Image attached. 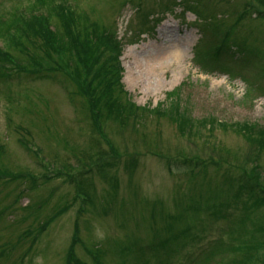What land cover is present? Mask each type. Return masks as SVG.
<instances>
[{"label": "rangeland", "instance_id": "374dc122", "mask_svg": "<svg viewBox=\"0 0 264 264\" xmlns=\"http://www.w3.org/2000/svg\"><path fill=\"white\" fill-rule=\"evenodd\" d=\"M174 1L161 0L162 6L158 0L77 2L86 23L98 25L101 20L113 27L119 44L117 51L122 50L124 91L128 92L129 101L139 108L140 119L135 131L123 129L115 120L92 118L80 95L76 98L80 105L77 113L64 94L69 88L74 90L70 83L62 87L56 81H13L6 85L0 82V140L4 145L1 170L13 174L22 172L37 179L34 185L28 180L0 181V253L5 249L0 255V264L19 263L20 256L22 264H64L76 219H79V236L83 242V246H77L76 254L87 264H94L96 255L90 253L100 251H103L102 264H187L193 258L196 264L200 260L198 253L205 251L208 243L213 246L217 241L223 251L208 263L200 261L199 264H221L234 257L230 247L236 246L247 234L264 233V222L225 206L226 198L231 203L244 200L235 190L215 186L219 174L227 170L245 167L248 171L254 163L264 169V153L251 149L240 135L244 130L249 140L259 138L258 130L246 129L244 123L264 128V92L252 90L242 80V76L251 74L257 84L264 82V20L249 7L258 2L182 0V7ZM20 3L27 4L0 0V15L7 17L11 7ZM136 4L141 11L136 12ZM188 11L197 12L200 20ZM150 13L157 14V18ZM239 14L243 15L237 23ZM151 19L152 29L139 33ZM229 27L230 34L224 43L234 49L229 51H234L232 60L236 58L230 63L240 65L234 68L236 74L219 69L209 74L211 71L206 68L198 69L193 55L197 45L208 57L222 32ZM1 45H4L2 41ZM166 46L177 50L178 65L168 60L155 76L146 75L145 61ZM205 55L196 54L205 59L207 66ZM220 60L229 63L224 54ZM243 61H252L256 66L247 67ZM57 78L62 77L57 75ZM174 112H184L191 129L180 131V125L168 118ZM91 124L105 126L104 134L119 156L117 165L105 171L114 180L105 183L95 170L85 175L93 186L88 189L93 198L91 205L89 201L83 205L77 198L78 203L67 207L65 213L47 226L33 249L27 255L22 254L29 241L27 237H20L23 232L36 230L47 216L72 202L74 188L65 181L64 173H72L67 171V166L77 167L76 157L87 161L84 157L99 148ZM20 139L38 150L43 158L40 166L33 155L20 149ZM100 149L107 147L101 144ZM159 152L168 158L197 159L206 164L214 160L218 164L213 166L215 169L208 166L209 170L202 166L199 174L184 171L169 174L163 162L155 157ZM28 184L31 190L26 191ZM115 188L117 194L113 195L111 191ZM20 192H26L24 195L29 197L21 196L12 210L1 213ZM30 203L43 206L31 208ZM27 205L29 210L21 209ZM184 209H187L184 220L173 223L171 231L164 230L171 221L167 213L177 216ZM183 227H188L190 233L170 243L171 254L160 252L157 258L153 251L152 256L149 254L151 241L171 237ZM124 246L131 252L124 255L118 251Z\"/></svg>", "mask_w": 264, "mask_h": 264}, {"label": "trees", "instance_id": "16d2710c", "mask_svg": "<svg viewBox=\"0 0 264 264\" xmlns=\"http://www.w3.org/2000/svg\"><path fill=\"white\" fill-rule=\"evenodd\" d=\"M19 1H26L27 4L20 3V6H12L7 17L0 15V41L4 44L0 47V82L6 85L13 81L20 83L26 79L55 81V76L60 75L63 82L72 84L75 94L84 98V103L88 106L91 117L99 120H115L122 125L123 129L130 128L131 131H135L137 122L140 119L137 116L139 108L129 101L120 84V68L117 59L118 44L114 42L112 36L101 25L85 22L84 12L79 9L78 0ZM256 1L258 2L257 5H250V10L259 19L264 20V2L260 4L259 0ZM242 15L239 14L236 21L240 20ZM229 30L226 32L225 37L230 34ZM233 53L234 51H229L227 43H224V40L220 41L219 38L210 56L216 64V62H223L220 57L224 54L230 63ZM257 85L264 92V85ZM156 113L158 112L156 111ZM168 118L173 123L180 125V131L183 129L187 131L185 126L187 118L184 112H174ZM131 121H133L132 126H129ZM189 129H191L190 125ZM101 135L104 136L103 133ZM106 144L118 157L114 145L108 140H106ZM3 151L4 149H1L0 146V157ZM117 161L118 159L112 165H117ZM173 161L178 162L179 159H173ZM178 165L179 168L187 169V173L199 174V167L191 159L181 160ZM110 166L111 164L100 168L97 171L98 174L96 172V175L103 179L105 183L114 180L113 176L105 172L109 170ZM169 170L171 169L169 168ZM230 174H235L233 176L235 180L228 183L224 179L221 186L234 189L237 196L241 199L244 198V200L231 203L228 199L225 206L230 205L233 210L240 208L245 214H254L257 216L256 219L264 222V181H260L262 180L261 169L255 167L247 172L245 169L237 168L234 173ZM6 175H10L7 170L1 176L0 167V180ZM16 178L28 180L31 185L35 184L34 177L31 178L29 174L9 177L10 180H16ZM112 184L117 187L116 182ZM79 185L81 187L79 189L80 193L86 196L89 204H91L93 198L90 196L88 189H92L93 186L90 180L82 179ZM242 190L246 193V196L242 193ZM111 194H117V189L111 191ZM18 196L15 197L12 205L4 207L1 213L12 210L13 204H16L19 199ZM40 206H43V204L36 203L29 207L36 208ZM29 207H26V209L29 210ZM65 209L61 208L59 211L53 212V215L47 216L36 230L31 229L26 233L23 232L20 237L24 239L27 237L29 240L24 254L27 255L33 249L36 240H39V236ZM186 210L184 209L180 214L169 219L171 222L181 221L184 219L183 215ZM224 212L229 213V211ZM155 215L156 213L153 212L151 218L154 219ZM171 225L170 223L163 229L171 231L173 229ZM189 233L190 229L188 227L182 228L177 234L167 239L153 240L154 245L150 244L149 249L155 254H158L159 250L162 255H169L171 254L170 243L175 239L186 237ZM73 235L65 253L64 264H85L76 256L75 249L81 244L77 225L74 227ZM118 251L126 255L131 252V249L124 246ZM222 251L223 246H220L218 241L213 246L208 243V248L198 253L197 258L200 260L196 264H199L200 261L208 263ZM230 252L234 254V257L221 264H264V233L251 232L247 234L245 239L240 240L236 246L230 247ZM90 254L96 255L93 257L94 264H102L103 251ZM149 254L152 256V253ZM17 261L19 263L15 261L13 264H22L21 259ZM195 262L196 260L193 258L187 264H195ZM120 264L122 263L120 262Z\"/></svg>", "mask_w": 264, "mask_h": 264}, {"label": "bare ground", "instance_id": "6f19581e", "mask_svg": "<svg viewBox=\"0 0 264 264\" xmlns=\"http://www.w3.org/2000/svg\"><path fill=\"white\" fill-rule=\"evenodd\" d=\"M176 51L172 46H166L157 50L156 54L149 56L148 60L145 61V74L155 76L163 68L164 63L167 64L168 60L178 65L177 61L179 57ZM158 52H160V55H157Z\"/></svg>", "mask_w": 264, "mask_h": 264}]
</instances>
